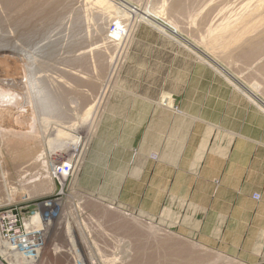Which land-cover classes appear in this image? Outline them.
<instances>
[{"label": "rangeland", "instance_id": "1", "mask_svg": "<svg viewBox=\"0 0 264 264\" xmlns=\"http://www.w3.org/2000/svg\"><path fill=\"white\" fill-rule=\"evenodd\" d=\"M255 3L0 0V211L51 218L15 264H252L256 233L206 230L238 223L168 198L162 172L186 116L264 110V33H242Z\"/></svg>", "mask_w": 264, "mask_h": 264}, {"label": "crops", "instance_id": "2", "mask_svg": "<svg viewBox=\"0 0 264 264\" xmlns=\"http://www.w3.org/2000/svg\"><path fill=\"white\" fill-rule=\"evenodd\" d=\"M186 117L183 133L174 137L175 160L167 162L162 172L168 198L180 200L190 191L194 199L214 201L217 217L230 216L231 224L237 221L238 227L221 224L206 230L256 233L245 247L254 256L252 264L264 262V110L253 102L232 101L207 107L204 117L191 116L188 121ZM190 214L207 212L199 207V213ZM198 228L208 227L199 223ZM231 246L238 249L239 244Z\"/></svg>", "mask_w": 264, "mask_h": 264}, {"label": "built area", "instance_id": "3", "mask_svg": "<svg viewBox=\"0 0 264 264\" xmlns=\"http://www.w3.org/2000/svg\"><path fill=\"white\" fill-rule=\"evenodd\" d=\"M73 172L70 162L62 163L58 168L61 177ZM258 199L257 196H254ZM37 211L5 209L0 211V264L16 263L26 256L40 254L44 248L48 232L45 228L46 219ZM51 218H48V221Z\"/></svg>", "mask_w": 264, "mask_h": 264}, {"label": "bare ground", "instance_id": "4", "mask_svg": "<svg viewBox=\"0 0 264 264\" xmlns=\"http://www.w3.org/2000/svg\"><path fill=\"white\" fill-rule=\"evenodd\" d=\"M244 16H246V18H248L250 21H252V22H254V24H253V26H252V28L250 27V29H247L246 28V30H243V28L241 29V31L243 30V32L242 33H244V34H246V33H251V32H257V31H260L261 32V34H262V31L261 30H263V33H264V0H256V3L254 4V5H252L251 7H248V13H246L245 12V14H244ZM241 21V20H240ZM251 24V23H250ZM246 25H244V27H245ZM249 26V25H248ZM251 26V25H250ZM239 31H240V29H239ZM240 31V32H241ZM258 33V32H257ZM257 33H256V35H257ZM263 35V34H262ZM241 36V35H240ZM260 36V35H259ZM264 36V35H263ZM246 37V36H245ZM248 37V36H247ZM255 37V36H254ZM253 37V38H254ZM244 38V37H243ZM259 39V38H258ZM243 40V39H242ZM241 40V41H242ZM237 41H238V39H237ZM239 42H240V40H239ZM230 43H232V42H229V44ZM235 43V42H234ZM238 43V42H237ZM259 44V43H258ZM120 45V44H119ZM118 45V46H119ZM226 45V44H225ZM227 45H228V43H227ZM264 44H261V46H263ZM257 48H259V46L257 47ZM262 48V47H261ZM14 59V58H13ZM11 60V59H10ZM18 60V59H17ZM10 63H11V61H10ZM18 63V62H17ZM2 69V68H1ZM4 70V69H3ZM5 73V72H4ZM11 97V96H10ZM5 102V101H4ZM14 103V102H13ZM26 104V103H25ZM1 105V104H0ZM100 105V104H99ZM5 106H7V103H6V105ZM24 106V105H23ZM22 106V107H23ZM2 107V106H1ZM22 107H20V108H22ZM27 107V106H26ZM19 108V109H20ZM25 108V107H24ZM96 108H97V106H96ZM1 109V108H0ZM5 109V108H4ZM3 109V110H4ZM17 109H18V107H17ZM16 110V109H15ZM87 110H89V109H87ZM17 111V110H16ZM25 111V110H24ZM5 113V112H4ZM85 113H87V112H85ZM90 112L88 111V114H89ZM2 114V113H1ZM87 114V115H88ZM85 115V114H84ZM86 115V116H87ZM4 116V115H3ZM1 120V119H0ZM3 120V119H2ZM85 120V119H84ZM93 120V119H92ZM0 123H1V121H0ZM5 124V123H4ZM2 126V125H1ZM5 126V125H4ZM2 129V128H1ZM3 129H4V127H3ZM1 134V133H0ZM4 134V133H3ZM2 135V134H1ZM4 136V135H3ZM6 138V137H5ZM3 140V139H2ZM1 144V143H0ZM6 144V143H5Z\"/></svg>", "mask_w": 264, "mask_h": 264}]
</instances>
